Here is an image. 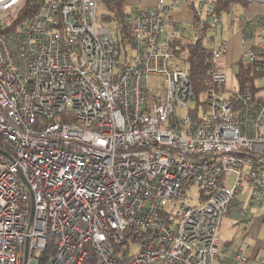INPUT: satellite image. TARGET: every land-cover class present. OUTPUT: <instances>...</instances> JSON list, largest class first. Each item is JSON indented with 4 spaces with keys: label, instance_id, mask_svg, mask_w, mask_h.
<instances>
[{
    "label": "built area",
    "instance_id": "2783aa9c",
    "mask_svg": "<svg viewBox=\"0 0 264 264\" xmlns=\"http://www.w3.org/2000/svg\"><path fill=\"white\" fill-rule=\"evenodd\" d=\"M25 1L0 0V264H39L48 238L46 264L245 262L249 245L227 253L219 229L234 207L264 204V83L210 89L191 108L173 47L204 39L206 19L219 21L213 0L126 6L125 43L99 0H27L19 19ZM185 3L190 24L171 13ZM241 27L244 62L264 79V27ZM211 50L217 87L226 44Z\"/></svg>",
    "mask_w": 264,
    "mask_h": 264
},
{
    "label": "crops",
    "instance_id": "0c3cea01",
    "mask_svg": "<svg viewBox=\"0 0 264 264\" xmlns=\"http://www.w3.org/2000/svg\"><path fill=\"white\" fill-rule=\"evenodd\" d=\"M155 0H144L142 4H152ZM126 6H131L128 0H125ZM137 2V1H136ZM135 3V2H134ZM190 6L185 3L181 4L178 8L172 10L173 18L183 24H190L193 22V17L190 14ZM243 19L250 20L254 25V32L259 31L264 27V0H235L231 2L222 14L219 15V21L212 25V32L208 36L210 42L214 45L216 43V35L219 32L221 35L225 36L224 41L226 44V52L217 59V63L220 67L224 68L227 72V80L224 84L217 86V90L222 92L224 95H229L231 87L239 86L236 79L235 72L239 63L246 64L244 62L243 53L247 47L252 43L251 38L245 39V46L243 45V38L246 36L243 28L241 27V21ZM210 28V27H209ZM207 31H210V29ZM206 31V32H207ZM206 32L204 34H206ZM220 41V42H221ZM235 67V70L232 68ZM264 83V79L259 77L255 81L257 87H261ZM252 92H258L257 90H251ZM253 207V205H251ZM249 206V207H251ZM247 210V209H246ZM246 213V211H245ZM264 225V213L255 220L249 230L244 231L246 239L242 240L235 248L236 250L243 244L247 243L249 249L246 250L247 260L241 264H246L249 261H255L261 264L260 259L264 256H258L259 250L264 248V240L258 238L260 228ZM231 242L226 241L224 244H229ZM221 264H230L228 257L220 259Z\"/></svg>",
    "mask_w": 264,
    "mask_h": 264
},
{
    "label": "trees",
    "instance_id": "16d2710c",
    "mask_svg": "<svg viewBox=\"0 0 264 264\" xmlns=\"http://www.w3.org/2000/svg\"><path fill=\"white\" fill-rule=\"evenodd\" d=\"M108 5V13L98 15L99 19L116 29L123 43L128 42V30L124 25V14L126 10L125 0H103ZM235 0H213L214 9L213 13L220 15L227 10L229 4ZM27 0L18 13L20 17H23L28 10ZM213 24L210 23L208 18L206 19L204 33ZM174 52L180 61L185 62L187 65V73L191 79L194 100L196 103L200 102L199 95L205 93L210 89H217L210 79V72L213 69V63L211 61V46L204 44L202 39H192L189 33L178 39L176 44L173 45ZM258 62H251L249 64L239 63L235 72L236 79L239 83L240 89L248 88L250 90H256L258 87L255 85V81L261 77L257 70ZM197 109V105L195 108ZM248 221V219L246 220ZM47 245L43 252L39 264H46L49 255L52 253V239L47 240Z\"/></svg>",
    "mask_w": 264,
    "mask_h": 264
},
{
    "label": "rangeland",
    "instance_id": "374dc122",
    "mask_svg": "<svg viewBox=\"0 0 264 264\" xmlns=\"http://www.w3.org/2000/svg\"><path fill=\"white\" fill-rule=\"evenodd\" d=\"M131 1L129 4H134L138 3L141 4L143 3L144 0H128ZM137 1V2H136ZM130 4V5H131ZM129 6V5H128ZM108 5L103 1L99 0L98 8H97V13L99 15L108 13ZM210 31H207L205 34V37L203 39L204 44L207 46H213L214 44L210 42V39H208V36L212 32V28H209ZM225 36L221 35L219 32L216 35V43H219L221 40H224ZM125 52L127 53V58H129V54L132 53L130 48L126 47ZM178 64L181 66L185 65V62L183 61H178ZM236 68L233 67L232 70H235ZM160 80L159 76L156 75H151L150 76V86L151 87H156L158 81ZM206 98L205 93H201L199 95V99L203 100ZM195 105H198L199 111L202 110V103H196L195 100L191 101L189 103V107L194 108ZM188 113V107H177V115L178 116H185ZM232 180V175L228 177V182ZM187 194L190 197L188 203L190 204H196L199 202V188L197 185L191 186L187 190ZM247 210L246 213H242L239 211L238 207H234L232 210H230L226 215H223L220 221V229H219V238H220V249L226 250L227 253H230L233 249L235 248L236 245H238L242 240L246 239V236L244 231H248L249 228L252 226L253 222L259 218L261 214L264 213V204L261 206L258 205H253V207L246 206ZM249 220L248 222L246 220ZM259 239L264 240V225L260 228L259 231ZM226 241H229L231 243L229 244H224ZM136 249V246L133 244L130 246V253ZM258 256H264V248L259 250ZM33 264H36L33 262ZM246 264H258L255 261H249Z\"/></svg>",
    "mask_w": 264,
    "mask_h": 264
}]
</instances>
